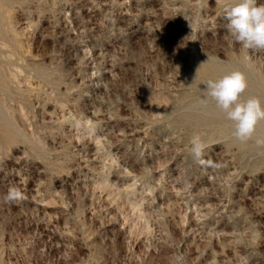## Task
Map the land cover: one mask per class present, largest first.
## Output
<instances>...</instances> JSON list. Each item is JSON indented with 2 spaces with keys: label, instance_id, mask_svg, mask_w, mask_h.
<instances>
[{
  "label": "rangeland",
  "instance_id": "374dc122",
  "mask_svg": "<svg viewBox=\"0 0 264 264\" xmlns=\"http://www.w3.org/2000/svg\"><path fill=\"white\" fill-rule=\"evenodd\" d=\"M228 2L0 0V264H264V155L196 106L237 70L264 101Z\"/></svg>",
  "mask_w": 264,
  "mask_h": 264
},
{
  "label": "clouds",
  "instance_id": "9594fccd",
  "mask_svg": "<svg viewBox=\"0 0 264 264\" xmlns=\"http://www.w3.org/2000/svg\"><path fill=\"white\" fill-rule=\"evenodd\" d=\"M227 21L226 31L232 42L241 45L244 50L264 52V3L258 0H229L222 9ZM205 88L202 96L196 100V106L206 109L210 103L215 105L232 123L231 138L247 143L252 141L264 155V134L257 135V126L264 121V101L257 96L243 98L248 87L247 79L241 71H232L217 79L202 82ZM189 152L198 164H205L203 159L209 147L200 134H194L190 141ZM215 168L222 167L217 163ZM25 198L21 189L11 186L5 196L7 202H16Z\"/></svg>",
  "mask_w": 264,
  "mask_h": 264
}]
</instances>
